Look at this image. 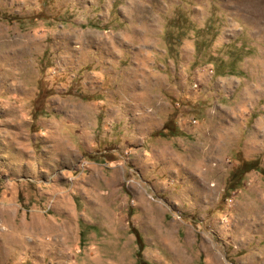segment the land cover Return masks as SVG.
Instances as JSON below:
<instances>
[{
  "label": "rangeland",
  "instance_id": "rangeland-1",
  "mask_svg": "<svg viewBox=\"0 0 264 264\" xmlns=\"http://www.w3.org/2000/svg\"><path fill=\"white\" fill-rule=\"evenodd\" d=\"M263 171L264 0H0V264H264Z\"/></svg>",
  "mask_w": 264,
  "mask_h": 264
},
{
  "label": "trees",
  "instance_id": "trees-1",
  "mask_svg": "<svg viewBox=\"0 0 264 264\" xmlns=\"http://www.w3.org/2000/svg\"><path fill=\"white\" fill-rule=\"evenodd\" d=\"M253 166H254V168H256L255 164ZM263 174H264V171H263ZM133 232L136 235V241H137L138 246H139V249H138V252H137V255H138V258H139V264H149V263H147L146 261H144L142 259V250H143L142 238H141V236L139 235V233L135 229L133 230Z\"/></svg>",
  "mask_w": 264,
  "mask_h": 264
}]
</instances>
